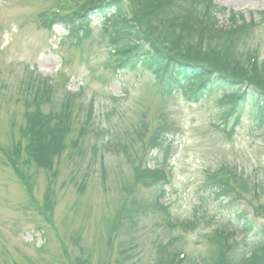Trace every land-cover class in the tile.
Returning a JSON list of instances; mask_svg holds the SVG:
<instances>
[{
	"label": "rangeland",
	"instance_id": "obj_1",
	"mask_svg": "<svg viewBox=\"0 0 264 264\" xmlns=\"http://www.w3.org/2000/svg\"><path fill=\"white\" fill-rule=\"evenodd\" d=\"M99 1L0 0V264H211L216 229L238 230L242 247L264 228V125L245 106L221 132L232 95L192 103L145 68H116L115 5L79 39L59 22ZM118 1L160 51L197 54L211 31L212 48L233 42L215 59H231L229 76L252 79L257 63L264 81V0H190L226 12L182 32L159 19L172 0ZM38 108L70 120L50 171L27 149Z\"/></svg>",
	"mask_w": 264,
	"mask_h": 264
},
{
	"label": "trees",
	"instance_id": "obj_2",
	"mask_svg": "<svg viewBox=\"0 0 264 264\" xmlns=\"http://www.w3.org/2000/svg\"><path fill=\"white\" fill-rule=\"evenodd\" d=\"M188 2L190 0H172L169 9L163 11L159 19L161 21L165 19L171 23L173 29L182 32L184 29L179 26L182 21L188 20L192 24L199 23L201 25L204 21L211 20L213 17L218 19L217 10L222 13L226 12L224 9L217 8L212 13L209 7L202 10L198 7H190ZM114 5L117 8V13L110 14V10ZM91 14L106 17L110 14L109 18H107V33L110 36L111 47L114 50L112 54L115 57L116 68L122 70H132L136 67L145 68L157 75L166 92L182 93L186 101L192 103L200 102L201 99L207 98L213 92L222 93L224 97L232 95L233 97L227 101L229 109L225 119L226 122L218 128L221 132L227 131L226 127L232 117L235 116V121L240 119L241 111L245 106L250 107L256 115V120L261 125H264V90H261V87L264 86V81L261 79L263 76L257 63L252 71V74L256 76L254 75L252 79L247 77L248 75L243 65H235L232 71L235 68H239L246 72L245 74L235 75L240 77V79H235L228 75V72H230V58L228 65H218L215 60H223L222 58L230 55L231 48H229V45L230 43L231 45L233 44L232 41L220 47L219 50L214 49L212 47L216 36L211 31H208L207 35L202 37L201 44L204 43V47L207 46L209 49H200L197 54H189L187 56L166 54L160 51L155 43L150 41L144 31L139 28L137 21L134 24V12L127 9L125 4L119 5L118 0H100L89 5L78 18L67 20L61 18L59 22L64 24L67 29L75 30L76 37L79 39V32L81 30L86 31L89 27L88 19ZM232 16V20L235 21L237 16L234 14ZM236 21L238 22V19ZM232 52H235V50L233 49ZM210 56L213 58L210 59ZM234 56L237 59L240 57L238 53H235ZM219 68L224 72L216 70ZM225 70H227V73ZM51 91V89H47L45 94H49ZM58 115L61 116L58 117ZM58 115L50 116L49 122H46L38 108L31 113V119L27 120L28 125L25 129L30 158L39 167L49 171L54 166V160L57 155L64 149V139L70 133L68 127L70 120H68L66 115L63 116V113ZM36 117H38V122L34 121ZM55 117H62V120L52 125V120ZM161 179H158V182ZM216 182L221 184L219 180H216ZM248 227L249 225L247 224L243 228L245 233L248 231ZM252 227L251 225L250 229ZM238 233V230L228 232L225 228L216 229L214 234L210 236V242L217 247L218 254L215 257H211V264H264V228L256 231L249 241H242V247H240V241L235 238ZM175 263L177 264V262ZM194 264L208 263L203 261L200 263L199 260L198 263Z\"/></svg>",
	"mask_w": 264,
	"mask_h": 264
}]
</instances>
